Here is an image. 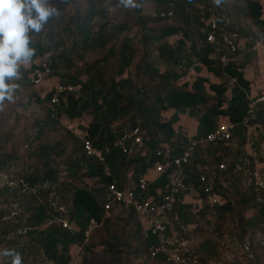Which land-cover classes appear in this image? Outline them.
Returning a JSON list of instances; mask_svg holds the SVG:
<instances>
[{"label":"trees","instance_id":"1","mask_svg":"<svg viewBox=\"0 0 264 264\" xmlns=\"http://www.w3.org/2000/svg\"><path fill=\"white\" fill-rule=\"evenodd\" d=\"M107 2L51 0L57 14L40 33H30V46L36 50L31 67H21V79L10 83L17 86L14 95L28 99L25 105L21 101V106L37 103L44 112L31 124L35 131L32 138H23L33 164L26 163L25 171H19L17 177L11 175V169L21 159L14 152H5L14 135L0 133V222H7L0 231V244L17 234L22 243L16 241L14 250L23 254L35 246L51 264H71V250L76 246H82L86 253L99 246L113 263L164 264L162 257L150 254L156 238L143 232L132 213L105 212L107 186L116 183L123 189L147 175L162 161L157 154L166 146L176 155L181 153L188 143L180 127L183 117L197 123V138L213 133L225 117L235 125L231 144L209 149L207 158L197 155L184 168L186 190L180 200L193 192L203 203L196 212L195 206L178 202L180 220L197 225L185 238L203 237L199 247L202 264L215 259L219 249L214 236L202 229L203 221L214 220L220 235L226 228L241 241L249 235L253 240L258 232L257 246L264 248V204L233 167L235 159L246 153V120L255 131L260 130L257 146L261 147L264 107L259 105L250 118L252 83L244 75V65L231 62L222 66L207 42L210 19L226 32L237 30L242 37H264L262 4L259 0H221L220 4L215 0H135L137 7L126 9L127 19L118 24L108 14ZM149 3L155 5L153 13H145L144 6ZM169 12L173 16L162 17ZM135 28L136 36L132 35ZM173 38L176 40L170 43ZM39 59L49 65L50 77L56 76L61 85L76 89L60 96L55 115L49 108L55 90L42 97L32 79ZM194 72L199 77L186 80ZM203 73L216 82L211 83ZM228 83L232 84L231 97ZM169 111L172 116L164 119ZM85 115L92 120L83 136L62 125L63 118L71 122ZM136 129L144 141V154L128 158L114 144ZM85 140L101 150L112 149L106 160L109 172L85 154ZM223 161H227V170L219 172ZM201 169L222 199L221 205H208L199 181ZM168 181L166 173L151 185L152 193ZM252 209L256 214L249 219L246 214ZM59 220L75 224L79 232L71 234ZM92 221L101 228L88 241L85 234ZM256 260L261 262L259 257Z\"/></svg>","mask_w":264,"mask_h":264},{"label":"built area","instance_id":"2","mask_svg":"<svg viewBox=\"0 0 264 264\" xmlns=\"http://www.w3.org/2000/svg\"><path fill=\"white\" fill-rule=\"evenodd\" d=\"M166 15L173 16V12L162 14V17ZM207 25L209 28L207 42L213 46V58L219 61L222 66H227L231 62L238 64L241 42L250 43L251 39L242 37L237 30L226 32L214 19H210ZM50 76L51 70L47 63L39 64L32 73L36 87L42 86ZM74 91L76 89L70 85L58 84L56 86L55 94L49 103L53 115L56 114L60 96L66 92ZM249 100L250 118H254L257 107L259 105L264 107V91L254 97H249ZM245 126L247 128L246 153L235 159L233 167L234 171L242 176L264 204V164L259 160L254 133H252L253 127L249 124V120H246ZM66 127L70 131L74 130L73 125ZM234 130L235 125L228 118L222 117L213 133L199 138L186 137L188 143L178 155L175 154L173 148L164 147L157 154L159 158H162V161L157 162L147 175L132 180L129 186L123 189H120L116 183L107 186L103 204L105 212L132 213L143 232L156 238V244L150 249L153 258L162 257L164 264H198L197 259L192 261L194 254L192 242L185 238V234L193 231L195 226L186 225L180 220L177 204L182 202L185 205H193L196 212H199L203 203L193 192L185 195L184 200H180L181 194L186 190L184 168L189 166L199 154L207 158L209 149L228 147L233 139ZM114 148L128 158L143 153L144 141L140 131L136 129L124 134L115 142ZM84 152L88 157L95 158L99 163L104 164L105 171L109 172L106 160L112 152L111 148L101 150L94 147L90 141L85 140ZM227 167V161H223L218 165V171L225 172ZM166 173H169L168 183L163 189L152 193L151 185ZM199 181L204 185L203 190L207 195L208 205L211 208L221 205L223 201L219 195L213 192V187L209 184V177L203 169L199 171ZM58 222L73 235L79 232V228L67 220ZM95 226L97 224L92 221L90 228ZM85 235L88 238V232Z\"/></svg>","mask_w":264,"mask_h":264},{"label":"rangeland","instance_id":"3","mask_svg":"<svg viewBox=\"0 0 264 264\" xmlns=\"http://www.w3.org/2000/svg\"><path fill=\"white\" fill-rule=\"evenodd\" d=\"M259 2L262 4L264 9V0H259ZM119 0H108L107 6L109 7L108 14L111 16L113 20L116 21V23H122L127 19V11L126 9L121 5L118 6ZM136 8V7H135ZM145 13H153L155 11V5L154 4H146L144 6ZM137 29L132 30V35L136 36ZM176 40V38L170 39L169 42L173 43ZM138 41V39H136ZM255 43V40H254ZM92 57H89L91 59ZM250 60V59H249ZM253 60V59H252ZM43 59H39L37 61V64L45 63ZM256 61H249V66L244 68V75L247 80H249L252 84L256 82V86L258 82L264 80V63H256ZM257 64L260 65V69H256ZM25 68H30L31 65L28 64L26 66H22ZM135 71V70H133ZM200 74L194 72L191 73L190 76L186 79L189 81H194L199 77ZM204 76H207L211 83L216 82L213 76L209 75L208 73H203ZM260 78V79H259ZM60 84V79L56 76L50 77L45 80L42 86L36 88V90L42 95V97L46 96L48 93H50L53 89L55 90L56 86ZM227 87L229 89L228 96L231 97V88L232 84L228 83ZM255 94V93H254ZM23 102V104H27L28 99L25 96L21 95H14L13 98L9 100H5L3 104H0V133L4 131H8L14 135L12 142H9L10 144L5 148V152L11 153L14 152L17 154V156L21 159V162L18 163L14 168H12L11 175L13 177H17V174L19 171L24 170L26 168V163L33 164V161L28 160V143L25 142L23 139L25 136H29L30 139L35 134V131L31 129V124L33 120L36 117H39L44 112V107L42 105H38L37 103H34L32 105H26L21 106L20 102ZM172 111H169L164 115V119H169L172 116ZM92 118L89 115H85L82 119L74 120V121H68L67 118H63L62 125L64 127L68 125H73L75 132L79 133V135H84L85 131L84 129L88 127L89 123L91 122ZM66 124V126H65ZM62 126V127H63ZM182 134L185 137H193L195 135V128H196V122L188 117H183L180 123ZM68 131H70L68 129ZM71 132V131H70ZM252 133H254V140H255V147L256 151L258 153L259 160L263 162L264 164V140L261 143V147L258 148L257 142H259L260 136V130L257 129L256 131L252 129ZM264 137V136H263ZM25 171V170H24ZM153 176V174H152ZM194 196V194H192ZM188 201H191L188 199ZM256 214V210L252 209L249 211L246 216L247 218H252ZM5 223L7 222H0V231H2L5 227ZM202 229L205 230V232L208 235L214 236L216 239L219 249H218V255L215 257V259L209 261L207 264H264V248H259L257 246L258 244V237H260L259 233L257 232V237L252 240V236L249 235L246 240L241 241L237 237H233L230 235L228 230H222L221 235L216 231L215 227V221L214 220H208V222H201ZM101 228V226L97 225L93 228H90L88 231V241L91 236V234L94 231H98ZM197 229V225H195V228L193 231ZM232 231H234V228L230 227ZM19 234V233H18ZM17 234H12L6 243L0 244V251H3L5 248L14 249L17 239ZM193 245V259H197L198 264H202L200 259L203 255L199 254V247L202 245L203 237H192L189 238ZM87 241V242H88ZM19 242V241H18ZM19 243H22L21 241ZM28 247L25 250V253L21 254L22 257V264H51L49 261H47L44 256L42 255L39 248L35 247L31 248ZM72 254V262L71 264H82L84 262H90L92 261L95 264H120L119 262H111L110 256H105L103 253V250L101 247H96V249L90 251L89 253H86L84 248L82 246H76L73 247L71 250ZM260 258L261 262H258L256 258ZM143 262L134 261V262H123L122 264H142ZM0 264H10V258L2 257L0 256ZM153 264H159V263H153Z\"/></svg>","mask_w":264,"mask_h":264},{"label":"clouds","instance_id":"4","mask_svg":"<svg viewBox=\"0 0 264 264\" xmlns=\"http://www.w3.org/2000/svg\"><path fill=\"white\" fill-rule=\"evenodd\" d=\"M121 5L125 9L137 7L135 0H119ZM56 14L51 0H0V104L13 98L17 86L10 81L21 79V67L35 55L30 33H40ZM0 256L10 258V264H22L14 249L5 248Z\"/></svg>","mask_w":264,"mask_h":264},{"label":"crops","instance_id":"5","mask_svg":"<svg viewBox=\"0 0 264 264\" xmlns=\"http://www.w3.org/2000/svg\"><path fill=\"white\" fill-rule=\"evenodd\" d=\"M254 37L255 36L253 35L247 36V38L251 39L250 43H245L244 41L241 42L240 53L238 56V63L243 64L244 68L250 65L249 61L257 60L256 63L258 62L264 63V37H259V38H254ZM254 40H255V43H254ZM256 69H260L259 64H257ZM262 91H264V80L261 81L260 79V82H258L257 86H256V82L252 84V92H251L250 97H254ZM196 130H197V123H196V128H195V134H196Z\"/></svg>","mask_w":264,"mask_h":264}]
</instances>
